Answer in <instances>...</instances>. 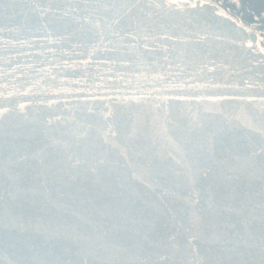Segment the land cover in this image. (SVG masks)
Returning a JSON list of instances; mask_svg holds the SVG:
<instances>
[{
    "label": "water",
    "instance_id": "water-1",
    "mask_svg": "<svg viewBox=\"0 0 264 264\" xmlns=\"http://www.w3.org/2000/svg\"><path fill=\"white\" fill-rule=\"evenodd\" d=\"M0 264H264V41L215 0H0Z\"/></svg>",
    "mask_w": 264,
    "mask_h": 264
},
{
    "label": "flooded vegetation",
    "instance_id": "flooded-vegetation-1",
    "mask_svg": "<svg viewBox=\"0 0 264 264\" xmlns=\"http://www.w3.org/2000/svg\"><path fill=\"white\" fill-rule=\"evenodd\" d=\"M241 23L258 30L264 41V0H215Z\"/></svg>",
    "mask_w": 264,
    "mask_h": 264
}]
</instances>
